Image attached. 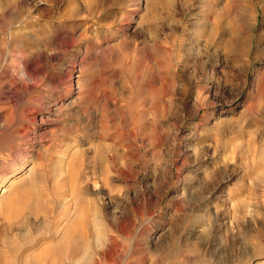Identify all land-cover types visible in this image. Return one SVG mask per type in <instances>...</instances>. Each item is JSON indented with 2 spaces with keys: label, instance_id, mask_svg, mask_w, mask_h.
I'll return each instance as SVG.
<instances>
[{
  "label": "rangeland",
  "instance_id": "374dc122",
  "mask_svg": "<svg viewBox=\"0 0 264 264\" xmlns=\"http://www.w3.org/2000/svg\"><path fill=\"white\" fill-rule=\"evenodd\" d=\"M263 176L264 0H0V264H264Z\"/></svg>",
  "mask_w": 264,
  "mask_h": 264
},
{
  "label": "bare ground",
  "instance_id": "6f19581e",
  "mask_svg": "<svg viewBox=\"0 0 264 264\" xmlns=\"http://www.w3.org/2000/svg\"><path fill=\"white\" fill-rule=\"evenodd\" d=\"M6 185H7V182L5 183L3 181V183L1 184V187H0V195H2L5 191H7L5 189ZM29 201H31V202H29L30 204H40V206H42L41 202H40V200L38 198H33V200H29ZM42 202L45 203L44 201H42ZM41 208H43V207H41ZM93 223L94 222H92V220L87 218V215H86V216H84L83 222H82L81 225H78L76 220H74L72 222V226L73 227L65 229L64 234L62 235V237L60 239H58L56 241V243H55V248H56V255L55 256L57 258V263L56 264H64V263L65 264L66 263L67 264H72L74 261H76L75 259L82 260V263H84V264H98L96 258H94L92 260L89 259V257H88V259H85V260L83 259V258H85L84 256H86V254L89 255L90 253L91 254H95L96 253L95 249H96L97 246L96 247L92 246L91 241L89 239V237H90L89 233L93 229ZM95 224H96V227H95V231L94 232H96V235L102 236L103 235V230L102 229L104 227V226H102L103 223L99 219H97ZM193 245H194V243H193ZM9 246H10L11 251L16 250L18 248V245L16 246V244H14L12 242V240L9 242ZM50 250H52V249L50 248ZM41 255H43V254H41ZM50 255H52V254H50ZM43 256H42V258H43ZM46 257L48 258V256H46ZM26 258H28V257H26ZM31 261H33V260H31ZM24 262H25V260H24ZM27 262H28V259H27ZM38 262L41 263V261H38ZM28 263L25 262V264H28ZM46 263H47V261H46Z\"/></svg>",
  "mask_w": 264,
  "mask_h": 264
}]
</instances>
